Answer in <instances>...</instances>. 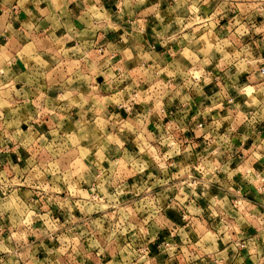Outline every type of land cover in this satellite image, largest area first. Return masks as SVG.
<instances>
[{"label":"clouds","instance_id":"clouds-1","mask_svg":"<svg viewBox=\"0 0 264 264\" xmlns=\"http://www.w3.org/2000/svg\"><path fill=\"white\" fill-rule=\"evenodd\" d=\"M0 264H264V0H0Z\"/></svg>","mask_w":264,"mask_h":264}]
</instances>
